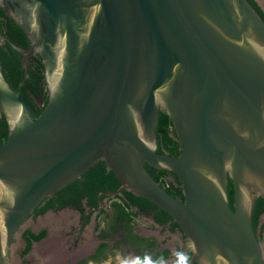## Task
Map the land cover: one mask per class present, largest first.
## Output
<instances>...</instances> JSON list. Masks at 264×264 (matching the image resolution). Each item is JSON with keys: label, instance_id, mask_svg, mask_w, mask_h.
<instances>
[{"label": "water", "instance_id": "1", "mask_svg": "<svg viewBox=\"0 0 264 264\" xmlns=\"http://www.w3.org/2000/svg\"><path fill=\"white\" fill-rule=\"evenodd\" d=\"M264 14V0H255ZM43 67L35 117L4 79L0 264L33 211L102 161L155 204L196 264H264L251 227L264 199V21L248 0H0ZM5 39L0 28V48ZM158 111L179 155L157 152ZM173 173L183 201L145 168ZM232 184V207L228 183Z\"/></svg>", "mask_w": 264, "mask_h": 264}, {"label": "flooded vegetation", "instance_id": "2", "mask_svg": "<svg viewBox=\"0 0 264 264\" xmlns=\"http://www.w3.org/2000/svg\"><path fill=\"white\" fill-rule=\"evenodd\" d=\"M29 68L37 71L38 85L42 90L38 96L30 90L28 92L33 95L36 107L42 108L47 90L43 67L37 56L29 58ZM172 134L171 127V138ZM100 165L104 166L103 163ZM95 167L91 166L80 179L56 192L33 211L20 233V258L30 257L31 251L38 246L39 264H175L185 241L178 225L166 212L146 199L134 195L128 198L126 191L113 196L119 182L117 179L113 181L106 170L103 179L98 177L93 171ZM167 173L160 183L172 197L183 201L177 177ZM112 184L115 188L110 190ZM230 190L232 184L229 187L228 183V197ZM251 227L264 259V199L261 197L255 200ZM41 232L44 236L39 241L31 240V235ZM28 241H31L30 249L23 254ZM13 243L17 242L14 240ZM191 255V252L184 255L179 264H189ZM32 262L29 264H35Z\"/></svg>", "mask_w": 264, "mask_h": 264}, {"label": "trees", "instance_id": "3", "mask_svg": "<svg viewBox=\"0 0 264 264\" xmlns=\"http://www.w3.org/2000/svg\"><path fill=\"white\" fill-rule=\"evenodd\" d=\"M248 2L252 5V7L256 10L259 16L264 21V14L256 5L253 0H248ZM0 28L1 34L5 39L4 46L0 48V66L1 72L9 84V86L16 92L18 97L27 103L30 107L32 113L35 117H37L47 102V96H45V104L42 108H37L33 95H31L28 90H30L34 96H38L39 92L42 90V87H39L38 80L39 77H36L37 71L35 68L28 69V78L25 79L24 70L21 67V56L11 47L10 44L26 49L29 46V42L26 39L23 32L20 28L10 19H8L4 13L0 10ZM5 48V49H4ZM171 123L167 115L163 111H158V120L157 126L155 130V136L157 140L158 152H166L171 157H177L179 155L178 144L169 136V129L171 128ZM8 134L6 123L0 113V145L5 141ZM103 163L102 161L96 162L94 165L96 166V170H93L97 173L98 177L104 178L105 165H100ZM104 164V163H103ZM146 170L151 175V177L159 183L162 187L163 184L160 183V180L165 178L168 175L165 171L156 170L145 165ZM112 180L116 179L112 172H110ZM110 181V180H108ZM118 181V180H117ZM169 187L173 188L172 184H169ZM229 187H231V182L229 181ZM115 185L112 184L110 186V190L114 189ZM166 192H169L168 189H165ZM133 195L128 192V198H131ZM229 201L231 204L232 201V191H229ZM28 235V233H26ZM44 236V232H41L39 235L33 236L31 235V240L39 241ZM29 240V239H28ZM31 241H28L26 244V248L23 251V254H26L30 249Z\"/></svg>", "mask_w": 264, "mask_h": 264}, {"label": "rangeland", "instance_id": "4", "mask_svg": "<svg viewBox=\"0 0 264 264\" xmlns=\"http://www.w3.org/2000/svg\"><path fill=\"white\" fill-rule=\"evenodd\" d=\"M19 237L20 235L16 237L15 241L17 243H13L10 248V252L5 260L6 264H29L31 261L35 262V264H39L41 262V258L40 254H38L37 252L38 246H35L34 249L31 251L30 257H26L24 260L20 258V255H18L21 249V245L18 244ZM102 264L106 263L104 262Z\"/></svg>", "mask_w": 264, "mask_h": 264}, {"label": "bare ground", "instance_id": "5", "mask_svg": "<svg viewBox=\"0 0 264 264\" xmlns=\"http://www.w3.org/2000/svg\"><path fill=\"white\" fill-rule=\"evenodd\" d=\"M41 247H42V246H41ZM41 247H40V248H41ZM44 247H45V246H44ZM45 248H46V247H45ZM42 249H43V248H42ZM42 255H43V254H42Z\"/></svg>", "mask_w": 264, "mask_h": 264}]
</instances>
